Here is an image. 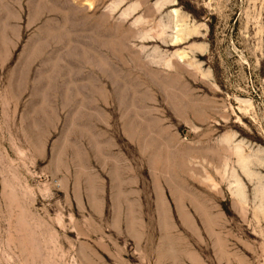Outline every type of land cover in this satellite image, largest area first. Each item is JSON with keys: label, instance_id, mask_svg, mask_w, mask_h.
<instances>
[{"label": "rangeland", "instance_id": "rangeland-1", "mask_svg": "<svg viewBox=\"0 0 264 264\" xmlns=\"http://www.w3.org/2000/svg\"><path fill=\"white\" fill-rule=\"evenodd\" d=\"M0 264H264V0H0Z\"/></svg>", "mask_w": 264, "mask_h": 264}, {"label": "bare ground", "instance_id": "bare-ground-1", "mask_svg": "<svg viewBox=\"0 0 264 264\" xmlns=\"http://www.w3.org/2000/svg\"><path fill=\"white\" fill-rule=\"evenodd\" d=\"M172 14L173 15H175V16H178V12L176 11V10H174L173 12H172ZM179 17V16H178ZM180 18V17H179ZM181 22V21H180ZM178 23V22H177ZM176 30L179 32V33H182L183 32V30L182 29H180V25H177V27H176ZM193 30V29H192ZM190 33V32H189ZM195 33V32H194ZM192 34V33H191ZM190 35V34H189ZM188 35V36H189ZM181 41V38L179 37V36H177L176 38H175V40H174V42L173 43H179Z\"/></svg>", "mask_w": 264, "mask_h": 264}]
</instances>
